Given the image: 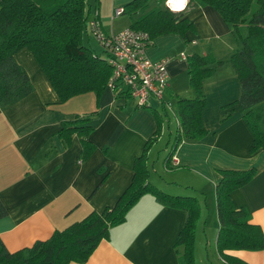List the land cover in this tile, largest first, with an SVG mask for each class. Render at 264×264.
<instances>
[{"label": "crops", "instance_id": "obj_1", "mask_svg": "<svg viewBox=\"0 0 264 264\" xmlns=\"http://www.w3.org/2000/svg\"><path fill=\"white\" fill-rule=\"evenodd\" d=\"M127 1L98 0L95 9L92 3L88 18L95 14L102 31L116 32L120 29L114 30L110 25L113 20L110 11ZM169 6L172 10L174 5ZM183 16L194 26V32L185 34L186 42L175 34L159 35L144 51L150 60L166 59L168 79L164 97L171 101L175 96L186 97L184 93L188 92L185 55L211 54L220 60L234 49L227 25L212 8H189ZM107 20L109 24L105 26L103 21ZM13 58L24 69L32 90L15 103L0 108V204L6 210V215L0 218V241L8 252L46 239L54 229L80 219L88 210L99 212L113 205L130 181L133 158L141 153L155 129L150 109L159 108L154 100L137 108L131 99L114 98L105 87L98 98L97 114L90 121L88 140L94 149L84 161H79L76 136L72 135L69 144L63 147L56 132L61 121L92 110L93 95L91 99L83 98V94L68 99L69 102L76 98L71 105L76 113L70 112L66 101L57 102L26 49L17 50ZM202 93L201 121L206 133L199 140L182 139L168 166L161 162L164 178L157 170L158 179L151 180L155 181L152 185L165 193L196 198L199 215L193 237L194 264H203L200 233L206 246L210 240L213 244L215 241L213 188L219 178L218 170L255 169L248 182L229 193V199L233 207L248 213L249 221L264 235V153L260 149L248 151L251 135L233 103L238 98L239 85L228 63L218 66L203 81ZM163 123L169 146L176 119L173 116L171 130L168 117ZM147 169L149 178L150 168ZM183 219V211L160 206L144 194L128 210L124 221L110 228L108 238L99 241L80 264H177L172 244ZM225 252L247 264H264V249ZM215 254L219 259L216 251Z\"/></svg>", "mask_w": 264, "mask_h": 264}, {"label": "trees", "instance_id": "obj_2", "mask_svg": "<svg viewBox=\"0 0 264 264\" xmlns=\"http://www.w3.org/2000/svg\"><path fill=\"white\" fill-rule=\"evenodd\" d=\"M165 1L123 3L121 14L130 18L127 27L145 32L150 42L164 34H175L186 42L185 34L193 32L194 26L183 16L184 11L208 6L219 14L238 46L226 59L217 60L211 54L184 56L187 86L192 96H175L172 101L165 97L171 102L176 126L162 165L168 166L182 139L199 140L206 133L201 121L202 84L224 62L229 63L238 81L239 95L233 103L251 135L248 151L260 149L264 153V0H188L181 11L167 8ZM92 3L95 9L98 0ZM88 8L87 0H0V108L15 103L32 90L24 69L13 58L17 50L24 48L42 71L58 103L84 93L93 95V109L61 121L56 132L63 147L69 144L72 135L76 136L79 161H84L94 149L88 140L92 130L90 121L97 114L98 98L111 74L105 58L81 42ZM111 93L114 98L130 99L127 90L118 83L113 84ZM164 102H160L159 110L150 109L155 129L144 142L141 153L133 158L130 181L113 205L99 212L88 210L80 219L54 229L46 239L12 252L0 241V264H80L99 241L108 238L110 228L124 221L128 210L144 194L160 206L183 211L184 219L172 247L177 264H194L193 237L199 215L196 198L165 193L147 180L146 153L168 117ZM254 172L253 167L218 170L219 178L213 188L217 220L214 246L224 264H247L225 251L264 249V235L259 227L249 221L243 208L233 207L229 199V193L248 182ZM5 215L6 210L0 204V218Z\"/></svg>", "mask_w": 264, "mask_h": 264}, {"label": "built area", "instance_id": "obj_3", "mask_svg": "<svg viewBox=\"0 0 264 264\" xmlns=\"http://www.w3.org/2000/svg\"><path fill=\"white\" fill-rule=\"evenodd\" d=\"M165 5L171 9L168 0ZM121 12V6L113 8L110 19ZM85 28L90 31L111 68L106 84L110 91L113 84L118 83L127 90L136 107H145L154 100L159 104L165 101V109L171 110V102L164 97L168 79L166 59L150 60L145 56L144 51L150 44L145 32L124 27L116 32L105 33L95 14L87 19ZM179 56L183 58L182 53ZM220 263L223 264V260L220 259Z\"/></svg>", "mask_w": 264, "mask_h": 264}, {"label": "rangeland", "instance_id": "obj_4", "mask_svg": "<svg viewBox=\"0 0 264 264\" xmlns=\"http://www.w3.org/2000/svg\"><path fill=\"white\" fill-rule=\"evenodd\" d=\"M92 2H93V0H87V3L89 4V8H88L89 11H88L87 18L89 16H91V14H92ZM111 11H110V15H111ZM103 22H104L105 26H108V24H109L108 20L103 21ZM129 23H130V18L128 17V15L120 14V15L115 16L113 18L110 25H112V28L114 30H118V29H122L124 27H127L129 25ZM229 35H230L231 39L233 40L234 48H235L236 46H238V42L236 41V39L233 37V35L230 32H229ZM81 42H82V44H88L89 47H91L94 51H97V53L101 57H103V53L99 51V48L97 47V45H96L94 39L92 38V35H91L89 30L84 31V32L82 31ZM185 82H186V79L184 80V83ZM187 91H186L187 92L186 94L184 93V96H186V97L192 96V92L189 89ZM83 95H84L83 98L91 99L92 94L84 93ZM75 100H76V98L72 99L69 102L66 100V102H65V103H67L66 105L70 107V109H69V110H71L70 112H74V113H76V110L73 109V106H71V105ZM155 103L158 107H160V104L157 101H155ZM93 107H94V98H93ZM158 110H159V108H158ZM166 111H167L166 113L168 114V120L170 122L168 128L171 130L173 128V125H174L173 124V116H172L173 113H172V110H169V109H167ZM161 128H162V131L159 134L158 139L153 142L152 147L150 148V152H149L148 156H146V165H147V167L150 168V176L148 178V181L150 183L153 182L151 180L156 179L158 177V171H159L161 178H164V173H163V170L161 167V162H162V159L164 158V156L168 150V145L166 144V141H167L166 132L163 131V130L167 129L165 126V123L162 124ZM199 239H200L199 245H200V247H202L204 249V251L202 250L201 257H200L203 264H222L219 262V259L217 258L216 254H215L213 240H210L208 242L209 245L206 246V241H205V239L201 233H200ZM198 251H199V249H198Z\"/></svg>", "mask_w": 264, "mask_h": 264}, {"label": "clouds", "instance_id": "obj_5", "mask_svg": "<svg viewBox=\"0 0 264 264\" xmlns=\"http://www.w3.org/2000/svg\"><path fill=\"white\" fill-rule=\"evenodd\" d=\"M188 0H168L169 5H174L172 7L173 11H181L183 7L187 4Z\"/></svg>", "mask_w": 264, "mask_h": 264}]
</instances>
